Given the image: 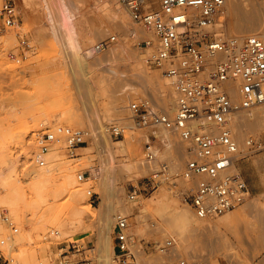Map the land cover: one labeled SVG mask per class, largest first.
I'll return each instance as SVG.
<instances>
[{"label":"rangeland","instance_id":"1","mask_svg":"<svg viewBox=\"0 0 264 264\" xmlns=\"http://www.w3.org/2000/svg\"><path fill=\"white\" fill-rule=\"evenodd\" d=\"M15 1L20 12L19 22L15 26L8 27L7 30L0 31L2 35L9 30H13L16 34L15 40H0V161L8 153L16 155V175L19 177L16 176L15 179L12 177L15 182L10 179L5 182L0 180V194L5 200L0 206V211L4 208L7 209L19 227L18 233L13 238H16V235L20 233L24 235V238L16 242L11 254L3 251L8 260H11L10 263L4 264H24L32 260H35L34 264L40 262L49 264L55 260L62 247L66 248L69 241H77L85 246L86 253L93 259V264H103V262L121 264L117 260H113L115 244L112 232L113 223H115L113 215L122 212L116 208L119 207L120 199L129 203L133 202L128 198V192L133 186H144L147 176L154 168L151 167L145 173L121 170L117 181L107 185L99 183V179L97 180L91 175V168L93 164L96 167L106 166L103 162L111 157L106 154L108 146L115 152L113 164L120 165L134 154H137L138 160H144L143 147L151 131L148 128L139 127L134 120H130V122L124 118L128 115L131 116L128 109L131 97L149 96L162 110L163 108L157 99L151 96L150 92H145L141 88V85L138 86L137 91H124L125 83H129L131 78L135 76V68L128 60L121 58V56L126 55L122 41L125 37L123 31L121 32L123 35L113 32L94 40V43L99 40L104 41L105 49L99 56L95 57L92 54L93 46L89 47L86 53L91 59L101 57L104 51L114 44H118V58L108 63L103 70L96 69L92 73L88 72L86 59L77 52L78 45L80 42L86 43L87 40L93 38L92 23H101L104 24L103 26H113L114 24L102 13V11L104 12L103 7H99V9L97 5L94 6L95 0H84L87 5L84 12L78 13L75 18L63 23L60 27H54L47 21L38 3L39 0H31L30 4H25L26 6L22 0ZM262 1L264 4V0ZM116 3L120 5L117 1ZM121 8L124 12L126 11L123 6ZM128 19L130 20V18ZM231 22V17L225 8L217 19V23L222 24L219 29L224 36H235L229 33L230 28L228 27ZM22 36L28 39V45L25 47H19ZM143 36L145 35H135L132 38L133 49L146 57L148 56L146 55L147 51L141 41L142 38H140ZM21 50H24L25 54L20 53ZM145 64L149 65L146 60ZM148 67L153 72L159 71L162 77L165 75L163 69L155 65L151 64ZM121 103L123 106L117 108V105ZM169 112L170 114L174 113V111ZM59 113H69L75 117L72 122L63 121L54 124L52 118ZM114 123L122 126L123 134L115 136L107 130L108 126ZM49 124L53 127L62 124L88 126L92 133H101V139L94 141L93 144L87 141L78 148L76 156H71L65 150L62 151L65 159H71L69 160L70 163L79 167V169H74L77 178L78 173L86 171V177L90 176L91 180L89 178L90 181L88 179L83 180L87 183V185L85 183V188H92L96 193L94 196L88 194V199L95 207L98 221L89 219L91 228L78 230L74 238L67 236L64 237L65 239H61L50 236L51 228L56 227L54 225L58 218H66L70 221L74 217L67 203L70 198V190L73 187L72 184H74L71 175L62 177L60 174H56L39 180L29 178V172L34 167H38L30 159L32 152L36 150L31 132ZM159 129L162 130V128ZM132 132L134 133L132 134ZM159 134L164 138L162 133ZM249 136L260 140L264 146V131L248 130L245 138H242L243 144L240 143L242 146L244 140ZM174 138L180 142L178 135ZM120 139L124 140L123 146L115 145L114 141ZM88 144L91 146L90 151L84 149V145ZM158 148L159 160L172 158L176 162L175 167L184 165V158L179 156L175 142L172 149L167 150L169 154L167 151L165 153L164 150V148L166 149L165 138L159 142ZM160 152L162 153L160 154ZM78 156L86 158L83 157L79 160L76 159ZM88 156H91L90 160ZM85 159H88V165ZM241 162H245L246 165H242ZM155 164L157 166L156 162ZM237 165L238 169L242 170L246 176L247 181L251 180L253 189L249 185V193L245 201L236 208L229 210V213L243 210L248 198L260 197L263 199L264 147L241 159ZM16 180H21V183ZM163 185L175 196L180 207L192 211L190 206L183 202L178 190L171 188L169 184H160L157 189L143 193L142 199H145L146 202ZM121 186L123 190L119 193L117 188H121ZM24 199L30 200L31 206L24 205ZM142 203L140 204L142 205ZM226 213L209 219L219 220ZM129 214L134 221L133 232L138 248H141L146 256H152L149 260L150 263L146 259L144 260L146 258L144 257L140 264H179L176 256L169 257L156 248L158 242L162 243L167 236H174V233H170L172 228L170 227L171 230L168 228V222L159 213V210L149 206L143 211L133 209ZM152 222L155 224L153 225ZM0 227V239L7 237L11 232L10 227L1 220ZM163 227L168 228L167 231ZM98 232L104 237L100 243L97 242ZM214 235L211 234L209 239H195L193 247L181 248L182 254L187 258L194 256L203 259L207 264H242L243 262L246 264H264V260H261L264 257L263 244L251 247L246 241H243L240 247L242 259L235 258L238 261L236 262L234 257L227 253L229 249L225 240ZM256 235L253 234V237ZM174 237L176 238L177 235ZM205 240L206 242H204ZM8 241L9 239L0 246H4ZM182 243L179 241L178 245ZM204 243L206 245L203 246ZM182 245L184 246V243ZM138 262L139 256L135 254V258L130 264H139Z\"/></svg>","mask_w":264,"mask_h":264},{"label":"built area","instance_id":"2","mask_svg":"<svg viewBox=\"0 0 264 264\" xmlns=\"http://www.w3.org/2000/svg\"><path fill=\"white\" fill-rule=\"evenodd\" d=\"M117 1L134 21L154 34L141 40L151 48L147 62L170 77L176 103L170 114L149 96L130 98L132 119L151 131L144 143L143 159L156 162L157 166L144 186H133L128 198L135 201L160 184H169L178 190L197 218H213L236 208L249 193L247 180L237 164L264 146L253 136L241 146L233 136L232 117L264 103V40L255 34L238 38L217 33L214 26L226 0ZM19 18L15 0H0V31L17 25ZM104 43L97 41L94 53H101ZM27 45L28 39L22 36L19 47ZM20 53L25 54L24 50ZM229 84L237 86L238 99L230 94ZM159 128L172 131L184 142V165L175 167L172 158L159 160ZM108 130L115 136L123 134L119 124L109 125ZM90 132L88 127L67 124L34 129L31 136L36 150L30 159L38 166L46 165V152L59 140L64 141L68 154L76 156ZM86 178V171L78 173L80 181ZM88 194L96 193L89 188ZM0 220L11 229L7 237L0 239L3 244L18 233L19 227L5 208L0 211ZM133 226L131 214H115L114 260L121 264H130L135 258L138 243ZM156 248L169 257L176 256L179 264H207L203 259L180 253L174 236H167ZM60 250L49 264H93L86 247L77 241H69ZM10 261L0 246V264Z\"/></svg>","mask_w":264,"mask_h":264},{"label":"bare ground","instance_id":"3","mask_svg":"<svg viewBox=\"0 0 264 264\" xmlns=\"http://www.w3.org/2000/svg\"><path fill=\"white\" fill-rule=\"evenodd\" d=\"M30 1L31 0H22V3H24V5L25 4L28 5L30 4L29 3ZM116 1L117 0H95V2H93L94 6L97 5V8L103 7L104 12L102 11V13H104L105 17L111 20L112 21L111 23L114 24L113 26L106 24H105L106 26H103L104 24L102 25L101 23H97V22L92 23L93 38L87 40L86 43L80 42L77 48L78 54L83 55V58L86 59V62L88 63L87 70L89 73L94 72L96 69L103 70L108 63H111L118 58L117 56L118 44L110 45V47L104 51L101 57L95 59H91V57L87 55L86 53L87 49L93 46L92 54L93 56L97 57L103 51L98 54L94 53V44L96 43V42L94 43V40L98 37L101 38L103 35L104 37L110 35L113 32H117L123 35V33H121L123 31L125 33L124 35L125 37L122 39V41L125 46L126 55L121 56V58L128 60V62L132 64L133 68H135V76L131 78L132 81V82L130 81L131 83L130 82L125 83L124 91H128V90L129 92L137 91L138 86L141 85V88L145 92H150L151 96L157 99L159 105H161L163 110L167 112L175 111L176 108L175 96H174L175 93L172 88L170 77L167 76L166 74L162 77L159 74V71L156 72L151 71L150 67H148L150 64L149 65L145 64V60L147 61L148 56L145 57L144 55L139 54V52L134 51L135 49H133L132 38L135 35L137 36L145 35L143 37H140V38H144L146 36H154V34L151 31L146 30L142 25H140L136 21H134L131 18L128 11L126 10L124 12L123 9L121 8L122 5L121 4L118 5ZM38 3L42 8L45 18L54 27H60V25H62L63 23L72 20L73 18L76 17L78 13L81 14L82 12H84V10L86 9L85 7L87 6L84 0H39ZM225 8L228 14L230 15L232 21L231 25L228 27L230 28L229 29L230 34L235 35L234 37L240 38V37H245L246 35H248V33L250 34L254 33L255 35L260 36L264 40V4L262 0L261 2L260 0H226L224 9ZM128 18H130V20ZM221 26H222L221 23H217L214 26L218 34H223L219 29ZM1 39L4 41L15 40L16 34L13 30H9L4 35L0 33V40ZM104 47H105V43H104ZM150 49H151L150 46H145V50L147 51L146 55H148ZM228 88L232 97L238 99L239 91L237 86L233 84H229ZM120 106H123V103L117 105V108ZM241 112L242 111H239L233 114L231 127L233 130L234 138L243 144V139L245 138L244 136L247 134L248 130L258 129L264 131V103L256 107H253L249 110H243V113ZM74 117L75 116L73 114L59 113L52 118L53 119L52 122L54 124L63 121L72 122ZM124 118H126L129 121L133 120L131 116L129 117V115L125 116ZM88 128L91 131L90 136L88 138V142H91L93 144L94 141L101 139V133L100 134L92 133L91 128L90 127ZM158 132L162 133L163 137L165 138L166 141V149L164 148L165 153L167 150L170 151L172 149L173 143L175 142L179 156L181 158L185 157V144L184 142L181 141V139L180 142L179 140H176V138L173 139V137L176 136L175 133L164 128H162V130L159 129ZM133 133L134 132H132V134ZM164 138H162L161 136V140H164ZM178 138L180 137L178 136ZM123 143H124L123 139L114 141V144L118 146H123ZM137 147L138 145L136 146V149ZM90 148H91L90 144L84 145L85 150L90 151ZM110 148H111L110 146L107 147L106 154L107 156H111V157H109V159L103 162L104 164H106V166L96 167L93 164L91 168V172H90L91 175L94 176V178L96 177L97 180L99 179V183H103L104 185H107L110 182L115 183L117 181L118 174L120 173L121 170L123 171L124 169L128 171L145 173L148 172L151 167L154 169L156 167L155 162H149L146 161L145 159L138 160L136 158L137 154L132 155L131 157H129L128 160H126L124 163L120 165L116 163L113 164L115 161L113 158L115 152L112 151ZM63 150L66 151L65 143L64 141L59 140L46 152L45 158L47 164L44 166H38V167L36 166L29 172V178L33 180H39L42 179L43 177L54 176L56 174H60L62 177L71 175V177L74 180L73 182L74 184H72L73 187L69 193L70 198L68 199L67 202L68 207L71 209V211L74 214V217H72L70 221L66 218L60 217L57 219V223L54 225L56 227L51 228L50 236H54L56 238H61V239L67 236L74 238L78 230L91 228V224L88 221L89 219H91L92 221L94 220L98 221L95 207L88 199L89 198L88 189H86L87 187L85 188L87 183L85 181H80L76 177L74 169L76 168L79 169V167H77L76 164L72 165L70 163L71 161H69L71 159L69 160L65 159V156L62 155ZM161 153L162 152H160V154ZM83 157L78 156L76 157V159L81 160ZM88 157H89L88 159L90 160L91 156ZM87 160L85 161L86 163L88 162ZM16 162H17L16 155L14 156V154L12 153L6 154L5 158H3V160L0 161L1 163L0 180L5 182V181H9L8 179L13 180L12 177H14V179L16 178L17 176ZM89 177L90 176H88V178ZM88 178H86V180ZM89 179L91 180V178ZM89 179L88 181H90ZM13 182H15V180H13ZM19 182L21 183V180ZM121 190H123L122 186L121 188L119 187L117 188V192L120 193ZM153 194L154 196L150 197V199L147 200L146 202L144 201L145 199H142L141 196L137 200L130 203L120 199L119 207L116 208L122 211V213L123 212L130 213L133 211V209H140L143 211L147 209L149 206L157 208L159 210V213H161V215L167 220L168 222L167 224L169 226L168 228L170 227L172 228V232L170 231V233H174L173 234L174 236L177 235V237L179 238L177 240L184 243V246L182 245L183 243L178 245L177 249L180 253H182L181 248L183 249L184 247L185 248L193 247L195 239L196 240L197 239L200 240V238L207 239L209 236H211V234L213 235L215 234L218 237L223 238L229 249L228 250L229 252L227 253L232 255L234 259L237 258L238 260L242 259L240 253V247L243 241H246L251 247H255L259 244L264 245V197H263L264 195L262 196L263 199L260 197L248 198L247 204L245 203L246 207L241 211H237L234 213H229V211H227V213L225 212L226 214L223 217H221L219 220H211L209 218L207 219L197 218L192 211H189V209L180 207L175 196L164 185L161 186L160 189ZM4 201H5L4 198L0 194V206ZM24 201H25L24 205L31 206L30 200L24 199ZM141 202H143L142 205L140 204ZM13 210L15 209L13 208ZM114 210L116 211L117 209ZM113 219L115 220V213L113 215ZM31 224L34 223L31 222ZM168 228H164V230L167 231ZM253 234H257L256 237H253ZM23 238L24 235L22 233H20L19 235L17 234L16 238L13 237L9 238V241L4 246L2 245L1 249L4 252L11 254L16 242L22 240ZM204 242H206V240ZM204 245L206 244L204 243L203 246ZM135 251L136 254L139 256V262H138L139 264L144 257H146L144 258V260L146 259V261L150 263L149 260L152 256L151 257L146 256L141 248H137ZM113 260H114V256H113ZM261 260L263 261L264 257ZM235 261L238 262L236 259ZM34 262L35 260H32L30 262L29 261L25 262L24 264H34ZM103 264H115V263L103 262Z\"/></svg>","mask_w":264,"mask_h":264},{"label":"crops","instance_id":"4","mask_svg":"<svg viewBox=\"0 0 264 264\" xmlns=\"http://www.w3.org/2000/svg\"><path fill=\"white\" fill-rule=\"evenodd\" d=\"M241 163H242V165H246L245 162H241ZM241 171H242V170H241ZM242 173H243V172H242ZM243 175H244V173H243ZM244 177L246 178L245 175H244ZM246 180H247V178H246ZM247 183H249V184H248V187H249V185H250V187L253 189V184H252L251 180L247 181ZM103 238H104V237H102V235L100 234V232H98L97 242L100 243V242L103 240ZM97 242H96V243H97Z\"/></svg>","mask_w":264,"mask_h":264}]
</instances>
